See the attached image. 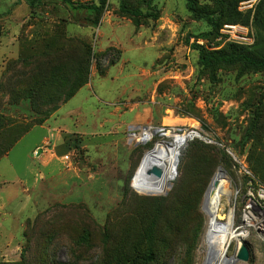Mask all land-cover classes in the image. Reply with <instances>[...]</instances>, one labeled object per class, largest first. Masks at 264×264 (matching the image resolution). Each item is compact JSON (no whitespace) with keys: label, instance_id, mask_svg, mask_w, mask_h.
<instances>
[{"label":"rangeland","instance_id":"1","mask_svg":"<svg viewBox=\"0 0 264 264\" xmlns=\"http://www.w3.org/2000/svg\"><path fill=\"white\" fill-rule=\"evenodd\" d=\"M198 3L202 9L217 8V0ZM258 7L264 19V0H243L237 9L249 13L248 24L221 20L219 28L212 30L206 18H195L188 11L187 0H0V114L26 123L41 116L38 111L50 109L38 105L41 98L34 97L31 104L25 97L37 59L59 66V77L52 85L57 94L84 78L82 61L88 62L87 82L38 124L46 126L48 133L29 154L35 171L26 172L25 155L41 136L39 129L24 134L10 154L0 157V262L18 261L21 249L28 246L29 262L36 264L42 257V223L64 231L62 242L68 243L70 236L80 233L86 215L91 219L85 225L91 234L88 246L74 250L93 261L102 253L104 230L110 246L128 241L129 227H140L141 214L146 212L160 214L155 241L159 259L204 264L208 224L204 193L222 168L231 190L220 209L225 220L241 178L232 160L235 156L247 166L244 133L253 116L254 99L264 96V71L240 65L204 69L191 45L219 49L234 43L247 51L264 49V40L255 44L253 18ZM202 33L207 35L198 37ZM60 74L70 81L62 88ZM56 93L53 96L58 97ZM143 126L182 128L169 135L196 130L210 142L199 140L225 154L214 159L195 152L190 156L196 167L179 180L185 144L171 188L165 194L143 193L134 183L142 156L155 143L172 138L158 134L148 142L130 138ZM40 149L44 154L37 159ZM19 175L24 179L17 180ZM207 176L206 187L200 189ZM177 180L181 183L175 186V196L161 203ZM181 206L184 213L174 223L169 213ZM37 215L40 221L28 227ZM152 220L146 217L145 224ZM244 243L249 258L236 264H264V242L252 234ZM234 251L231 240L226 255ZM54 252L48 250L49 259L71 258L68 244Z\"/></svg>","mask_w":264,"mask_h":264},{"label":"trees","instance_id":"2","mask_svg":"<svg viewBox=\"0 0 264 264\" xmlns=\"http://www.w3.org/2000/svg\"><path fill=\"white\" fill-rule=\"evenodd\" d=\"M78 1L84 3L91 0ZM241 1L243 0H217L216 9L206 10L198 6V0H187V9L195 18H206L212 25V30H217L221 24V20L224 21V23L240 22L245 25L249 23V13L241 12L237 9ZM102 3H104V0H102ZM262 12V8L258 7L253 18L257 26V41L255 42L257 46L264 40V19H262L261 16ZM207 33L198 34V37H204ZM191 47L198 51V63L204 69L213 70L223 66L240 65L251 71H264V49L261 47H256L257 52L247 51L234 43H226L224 47L219 49H207L198 43L192 44ZM37 60L38 61L35 62L33 80H29L26 84L25 92L28 95L25 97L31 100V104L32 101H36L34 97L41 98L38 105H50V109L46 108L38 111L37 113L41 116L26 123H17L11 120V118L0 114V157L5 155L16 141L32 127L43 123L50 111L56 110L59 104L66 102L74 95L80 86L87 82L88 62L87 59H84L82 61V63H84V78L75 84L72 82L69 83V88L67 90H59L60 92L57 91V94L52 90V85L56 81V78L59 77V74H57L59 66L45 65L40 59ZM53 62L55 63V61ZM48 63L47 61V64ZM68 82H70L69 79L60 74V80L58 82L59 88H62ZM54 93L59 95V98L53 96ZM254 104L253 116L249 120V124L246 126V131L244 133V140L248 143L245 160L247 168L253 176L264 183V96L259 97L257 100L254 99ZM195 152H200L205 156H213L214 159H217L218 155L223 156L225 154L222 149L217 150L215 146L205 144L198 138H193L190 141L188 140L180 158L181 176L179 180L196 167V163L192 162L190 156H194ZM232 161L233 167L238 169V164L234 160ZM241 179L246 180V177L241 175ZM208 181V176L202 178L200 189L205 188ZM177 183L180 184L181 182L178 180L175 182L170 195L167 198L160 199L161 203L168 202L172 196H175L174 192L177 190L175 187ZM142 198L144 199L145 197ZM184 209L185 208L181 206L178 210L175 208L169 213L172 217L170 218L172 222L176 223L180 220L184 213ZM159 216L160 214L149 216L146 212H142L141 226L138 227L132 224V226L129 227L131 234L128 235V241L124 239L112 246H110V244L108 245V233L104 230L102 237V253L94 258L93 261H89L87 257L78 255L74 250L76 247L84 248L88 246V240L91 235L88 231V227L85 226L91 221L88 215L83 217L82 223L84 226L80 228V233H77L76 236L73 237L70 236V239L67 241L68 243L62 242L63 238L67 235L64 231L53 229L51 225L44 222L41 224L42 229H39V234L42 237V244L40 243L42 257L37 259L36 264H170L168 260L159 259L156 254L155 241L160 231L156 223ZM146 217H153L149 225L145 224ZM41 218L40 215H37L33 222L28 221L27 226H35L36 221H40ZM61 229L63 230V227ZM57 238L60 239L57 241ZM40 244H38V246ZM67 244L68 248L71 250V258H68L66 262L57 261L54 256H51L50 259L48 258V250L55 249L54 253H56L60 247L67 246ZM28 250V246L21 249L20 259L18 261L0 262V264H32V262H29L30 257L27 256ZM185 264H188V262Z\"/></svg>","mask_w":264,"mask_h":264},{"label":"bare ground","instance_id":"3","mask_svg":"<svg viewBox=\"0 0 264 264\" xmlns=\"http://www.w3.org/2000/svg\"><path fill=\"white\" fill-rule=\"evenodd\" d=\"M168 136L172 137L171 140L155 143L142 156L134 183L143 193L165 194L177 176L179 154L183 146L192 138L202 139L197 133L192 136L186 133L168 134ZM214 179L216 186L210 187L204 201V210L208 215L204 238L207 254L204 264H236L237 260L234 257L226 255V246L235 238L231 227L232 209L228 211L225 220L220 214L223 198L229 199L231 195L229 179L222 169L217 170Z\"/></svg>","mask_w":264,"mask_h":264},{"label":"built area","instance_id":"4","mask_svg":"<svg viewBox=\"0 0 264 264\" xmlns=\"http://www.w3.org/2000/svg\"><path fill=\"white\" fill-rule=\"evenodd\" d=\"M181 129L179 127L168 129L164 126H143L138 135L131 132L130 138L133 139L134 136L136 141L148 142L155 134L167 137L171 131L175 132ZM195 133L198 134L199 138L210 142V139L203 137L196 130H190L188 135L192 136ZM234 161L238 164L239 173L246 177V180L239 178L236 183L233 209L231 210V227L235 234L233 239L235 254L239 244L248 241L252 234L264 242V183L253 176L242 160L234 156Z\"/></svg>","mask_w":264,"mask_h":264},{"label":"crops","instance_id":"5","mask_svg":"<svg viewBox=\"0 0 264 264\" xmlns=\"http://www.w3.org/2000/svg\"><path fill=\"white\" fill-rule=\"evenodd\" d=\"M62 107V106H61ZM60 109V108H59ZM35 129H39V132H40V134H41V136L36 140V141H34L32 144H30L29 145V147H28V149H27V152H26V160H27V162H26V165H25V170H26V172L28 173V174H31L33 171H35V169L33 168V161H32V158L30 157V153L33 151V150H35V149H38V145L40 144V143H42L43 142V140H44V137H45V134L46 133H48V129L46 128V126H44L43 124L42 125H37V126H34V127H32L25 135H27V134H29L30 132H32L33 130H35ZM24 135V136H25ZM23 136V137H24ZM22 137V138H23ZM21 138V139H22ZM20 139V140H21ZM19 140V141H20ZM19 141H17V143L16 144H18V142ZM16 144L11 148V150L12 149H14V147L16 146ZM11 150L9 151V154H10V152H11ZM8 154V155H9ZM37 155H40V156H38L37 157V159H39V158H41L42 156H43V152L41 151V149L36 153ZM7 155V156H8ZM6 156V157H7ZM28 178V177H27ZM22 179H24V177L22 176H18L17 177V180H22Z\"/></svg>","mask_w":264,"mask_h":264},{"label":"water","instance_id":"6","mask_svg":"<svg viewBox=\"0 0 264 264\" xmlns=\"http://www.w3.org/2000/svg\"><path fill=\"white\" fill-rule=\"evenodd\" d=\"M219 169H222V168L219 167L218 170ZM211 186H216V180L214 179V176L210 180V182H209V184L205 190L204 201H205V198H206ZM204 201H203V208H204ZM231 257H234L237 261H243V262L247 261L249 258V250H248L246 244L244 242H242L241 245L239 246V248L237 249V251L235 252V254L231 255Z\"/></svg>","mask_w":264,"mask_h":264}]
</instances>
